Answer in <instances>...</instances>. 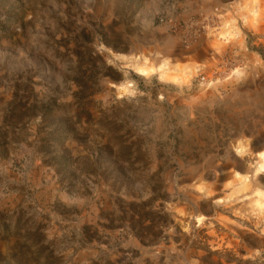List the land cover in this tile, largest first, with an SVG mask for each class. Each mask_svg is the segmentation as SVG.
<instances>
[{"label":"rangeland","instance_id":"1","mask_svg":"<svg viewBox=\"0 0 264 264\" xmlns=\"http://www.w3.org/2000/svg\"><path fill=\"white\" fill-rule=\"evenodd\" d=\"M264 0H0V264H264Z\"/></svg>","mask_w":264,"mask_h":264},{"label":"bare ground","instance_id":"2","mask_svg":"<svg viewBox=\"0 0 264 264\" xmlns=\"http://www.w3.org/2000/svg\"><path fill=\"white\" fill-rule=\"evenodd\" d=\"M261 156H262V158H263V160H264V153H263Z\"/></svg>","mask_w":264,"mask_h":264}]
</instances>
